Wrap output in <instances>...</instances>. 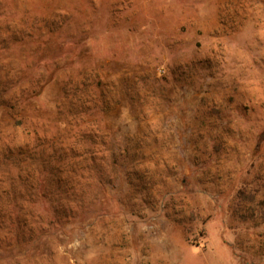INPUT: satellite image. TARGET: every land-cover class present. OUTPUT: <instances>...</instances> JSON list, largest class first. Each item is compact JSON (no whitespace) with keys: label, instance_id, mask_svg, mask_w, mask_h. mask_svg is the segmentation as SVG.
<instances>
[{"label":"rangeland","instance_id":"374dc122","mask_svg":"<svg viewBox=\"0 0 264 264\" xmlns=\"http://www.w3.org/2000/svg\"><path fill=\"white\" fill-rule=\"evenodd\" d=\"M53 10L89 35L83 61L121 88L122 130L146 145L71 234L2 248L0 264H264V216L237 197L264 199V0H0V40ZM16 60L0 53V74ZM57 100L52 84L35 103ZM8 123L0 146H23Z\"/></svg>","mask_w":264,"mask_h":264},{"label":"trees","instance_id":"16d2710c","mask_svg":"<svg viewBox=\"0 0 264 264\" xmlns=\"http://www.w3.org/2000/svg\"><path fill=\"white\" fill-rule=\"evenodd\" d=\"M64 19L53 10L37 34L22 36L6 25L8 37L0 40V53L18 58L0 74V115L9 118L4 128L20 126L27 135L21 147L0 146V249L36 250L48 236L71 234L90 214L97 192L113 182L110 172L146 145L122 130L121 88L103 83L83 61L89 35L66 33ZM34 36L35 48L27 46ZM52 84L58 85L56 106H36ZM209 114L222 115L218 109ZM237 197L255 203L251 218L264 216V199L243 189Z\"/></svg>","mask_w":264,"mask_h":264}]
</instances>
